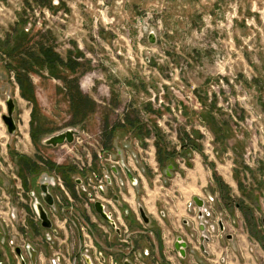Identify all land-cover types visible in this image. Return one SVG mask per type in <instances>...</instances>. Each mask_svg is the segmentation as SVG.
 Returning <instances> with one entry per match:
<instances>
[{
    "label": "rangeland",
    "instance_id": "1",
    "mask_svg": "<svg viewBox=\"0 0 264 264\" xmlns=\"http://www.w3.org/2000/svg\"><path fill=\"white\" fill-rule=\"evenodd\" d=\"M8 96L5 208L38 191L43 159L74 158L44 141L75 129L82 159L96 140L109 152L126 142L154 193L190 153L212 193L232 194L234 232L264 250V0H0V114Z\"/></svg>",
    "mask_w": 264,
    "mask_h": 264
},
{
    "label": "flooded vegetation",
    "instance_id": "2",
    "mask_svg": "<svg viewBox=\"0 0 264 264\" xmlns=\"http://www.w3.org/2000/svg\"><path fill=\"white\" fill-rule=\"evenodd\" d=\"M3 114H0V120ZM0 133L2 158V147L5 145L8 150L11 145L9 139L16 133L10 136L4 124ZM96 141L100 148L91 145L96 150L95 154L87 151L86 159L78 155L76 136L72 143H67L74 156L68 164L43 159L40 162L42 168L38 191L27 187L24 199L19 194L23 206L5 208L0 192V264H143V257L149 255L143 247L148 236H153L163 249L142 201L144 179L151 189L153 187L152 183L149 184L153 181L150 171L143 167L142 156L136 151L129 155L132 149L126 147V142L116 147L115 152H109ZM172 154L180 155L181 152ZM185 155L189 157L188 160L177 159L176 164L166 166L164 174L167 182L175 174L185 175V171L192 167L190 153ZM166 156L171 157L170 154ZM166 160L160 153L154 164L159 166ZM0 170V187L6 190L8 183L4 181L1 161ZM166 181L164 184L168 185ZM194 198L203 201L201 210ZM212 202L213 198L209 195L206 198L194 196L186 205L187 214L198 222V248L204 254L206 243L202 249L201 224L205 223L207 228L211 226L214 233L225 234L224 220L220 214L215 215ZM96 203H99L104 216L96 210ZM7 204L10 205V202ZM40 211L44 212L49 226L43 225ZM183 225L187 235L177 238L186 243L184 254L175 247L177 238L174 251L181 258H186L190 253L189 240L195 238V234L188 219L183 221ZM34 231L38 233L37 237ZM207 231L210 232V229Z\"/></svg>",
    "mask_w": 264,
    "mask_h": 264
},
{
    "label": "crops",
    "instance_id": "3",
    "mask_svg": "<svg viewBox=\"0 0 264 264\" xmlns=\"http://www.w3.org/2000/svg\"><path fill=\"white\" fill-rule=\"evenodd\" d=\"M192 161V167L185 171V175L175 174L168 185L160 186L164 193H154L147 182L143 181L142 201L152 219V229L163 246L160 249L157 240L148 236L143 247L149 255L143 257V264H264V250L259 242L245 239L243 234L234 232L232 194L224 198L225 194L212 193L208 189L212 178L208 180L206 168ZM231 183L233 185L234 181L227 182L228 185ZM207 195L213 198L211 206L215 215L220 214L224 218L225 234H209L210 241L205 245L204 254L198 248V222L187 214L186 205L194 196L206 198ZM223 198L227 201L223 202ZM185 219L190 221L195 238L189 240L190 253L186 258H181L174 251V242L177 236L187 235L183 225Z\"/></svg>",
    "mask_w": 264,
    "mask_h": 264
},
{
    "label": "water",
    "instance_id": "4",
    "mask_svg": "<svg viewBox=\"0 0 264 264\" xmlns=\"http://www.w3.org/2000/svg\"><path fill=\"white\" fill-rule=\"evenodd\" d=\"M149 43H155V35L153 33L149 34ZM5 106H6V112L1 116V120L4 124V126L6 127L7 133L10 136H13L16 131H17V124L16 121L14 119V111H15V103L14 100L8 96L7 99L5 100ZM78 134V131L75 129H67L64 130L56 135H52L50 137H48L47 139H45L44 143L46 145H50V146H59L62 145L64 143H72L74 140V136H76ZM194 202L196 203V205L198 206V208L201 210L203 207V201L198 199V198H194L193 199ZM96 210L102 215V211H101V207L99 205V203L95 204ZM205 211V209H204ZM206 215H208V212L205 211ZM143 215V212H142ZM199 216H202V212L200 211ZM40 218L43 220V225L45 226H49L46 216L44 214L43 211H40ZM200 231L202 232V236L200 237V242L202 243V249H203V244L204 243H208L210 241V237L209 234L210 233H214L213 232V228L210 226V228H207L206 224H201L200 225ZM207 229H210V232L207 231ZM230 237V236H229ZM175 247L177 248L178 251L181 252V254L183 253V249L186 247V243L181 241V238H177V242L175 243Z\"/></svg>",
    "mask_w": 264,
    "mask_h": 264
},
{
    "label": "trees",
    "instance_id": "5",
    "mask_svg": "<svg viewBox=\"0 0 264 264\" xmlns=\"http://www.w3.org/2000/svg\"><path fill=\"white\" fill-rule=\"evenodd\" d=\"M45 61H46V62H47V61L52 62L53 59H51V58L49 59V58L47 57V58L45 59ZM54 61H55V60H54ZM161 155H162V158H164V154L162 153Z\"/></svg>",
    "mask_w": 264,
    "mask_h": 264
},
{
    "label": "bare ground",
    "instance_id": "6",
    "mask_svg": "<svg viewBox=\"0 0 264 264\" xmlns=\"http://www.w3.org/2000/svg\"><path fill=\"white\" fill-rule=\"evenodd\" d=\"M25 118H27V115H26V114L24 115V119H25Z\"/></svg>",
    "mask_w": 264,
    "mask_h": 264
}]
</instances>
